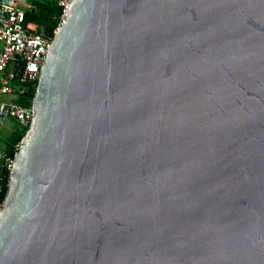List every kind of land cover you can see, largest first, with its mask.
Segmentation results:
<instances>
[{"label": "water", "instance_id": "95a60500", "mask_svg": "<svg viewBox=\"0 0 264 264\" xmlns=\"http://www.w3.org/2000/svg\"><path fill=\"white\" fill-rule=\"evenodd\" d=\"M0 205V264H264V0H68Z\"/></svg>", "mask_w": 264, "mask_h": 264}, {"label": "built area", "instance_id": "2783aa9c", "mask_svg": "<svg viewBox=\"0 0 264 264\" xmlns=\"http://www.w3.org/2000/svg\"><path fill=\"white\" fill-rule=\"evenodd\" d=\"M41 1L44 0H0V128L10 120L26 133L31 121V103L23 107L15 98L23 93V87L37 83L46 48L61 26L68 0H55L57 21L48 33L25 18V13L34 8V2ZM2 96H10L12 100H2ZM17 148L18 144L12 156L0 154L3 171L10 170Z\"/></svg>", "mask_w": 264, "mask_h": 264}, {"label": "trees", "instance_id": "16d2710c", "mask_svg": "<svg viewBox=\"0 0 264 264\" xmlns=\"http://www.w3.org/2000/svg\"><path fill=\"white\" fill-rule=\"evenodd\" d=\"M58 8L55 0H44L41 2H34V8L25 13L26 20H30L39 26H42L46 33L51 32L57 21ZM36 83L33 86L23 87V93L16 96L15 102L23 107H27L31 103ZM25 129L13 124L11 132L4 139L5 147L4 153L12 156L14 147L19 143ZM1 163V160H0ZM7 178V174L0 169V205L6 193V185L2 183V179Z\"/></svg>", "mask_w": 264, "mask_h": 264}, {"label": "rangeland", "instance_id": "374dc122", "mask_svg": "<svg viewBox=\"0 0 264 264\" xmlns=\"http://www.w3.org/2000/svg\"><path fill=\"white\" fill-rule=\"evenodd\" d=\"M2 100H12L10 96H2ZM13 123L10 120H6L5 125L0 128V138L7 136L12 130Z\"/></svg>", "mask_w": 264, "mask_h": 264}, {"label": "crops", "instance_id": "0c3cea01", "mask_svg": "<svg viewBox=\"0 0 264 264\" xmlns=\"http://www.w3.org/2000/svg\"><path fill=\"white\" fill-rule=\"evenodd\" d=\"M13 124H14V123H13ZM5 138H6V136L0 138V154L4 152V147H5L4 139H5Z\"/></svg>", "mask_w": 264, "mask_h": 264}, {"label": "flooded vegetation", "instance_id": "af4514ba", "mask_svg": "<svg viewBox=\"0 0 264 264\" xmlns=\"http://www.w3.org/2000/svg\"><path fill=\"white\" fill-rule=\"evenodd\" d=\"M0 169H1V163H0Z\"/></svg>", "mask_w": 264, "mask_h": 264}]
</instances>
